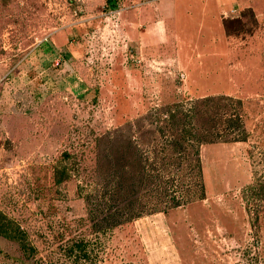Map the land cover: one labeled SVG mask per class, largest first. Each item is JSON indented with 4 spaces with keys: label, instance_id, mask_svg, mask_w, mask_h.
<instances>
[{
    "label": "rangeland",
    "instance_id": "obj_1",
    "mask_svg": "<svg viewBox=\"0 0 264 264\" xmlns=\"http://www.w3.org/2000/svg\"><path fill=\"white\" fill-rule=\"evenodd\" d=\"M111 4L0 0V264H264V0ZM190 112L222 136L164 210Z\"/></svg>",
    "mask_w": 264,
    "mask_h": 264
},
{
    "label": "trees",
    "instance_id": "obj_2",
    "mask_svg": "<svg viewBox=\"0 0 264 264\" xmlns=\"http://www.w3.org/2000/svg\"><path fill=\"white\" fill-rule=\"evenodd\" d=\"M111 1L112 7L117 5V0H107ZM114 3V4H113ZM212 101V99H209ZM208 101V100H207ZM194 113L190 112V118L183 122L180 127L179 137L172 139L173 148L177 155L173 159L177 166V172L175 173L177 178L161 179V184L163 187L159 186V190L162 192L160 197H157L155 202L151 204L154 206L165 205L166 208H176L184 206L188 203L193 202L195 199H203L205 197V187L203 183V172L201 168L199 145L202 143H212L220 140L219 137L222 133L209 131L208 133H203L202 135L195 132L194 126ZM234 121V124L239 125V117L236 113L232 114L229 118ZM238 138L239 136L236 135ZM237 138H234L237 139ZM166 159L171 156L165 155ZM170 162L163 161L161 163L162 171L164 173L165 169L168 168ZM175 166V165H174ZM132 201L124 205L122 209L114 212V224L119 223L121 216L129 219H134L140 217L144 210H132ZM150 204V205H151ZM124 210V211H123Z\"/></svg>",
    "mask_w": 264,
    "mask_h": 264
},
{
    "label": "crops",
    "instance_id": "obj_3",
    "mask_svg": "<svg viewBox=\"0 0 264 264\" xmlns=\"http://www.w3.org/2000/svg\"><path fill=\"white\" fill-rule=\"evenodd\" d=\"M159 22H161V21H157L156 23H155V26H154V28H159V25H160V23ZM143 38H144V36H143Z\"/></svg>",
    "mask_w": 264,
    "mask_h": 264
}]
</instances>
